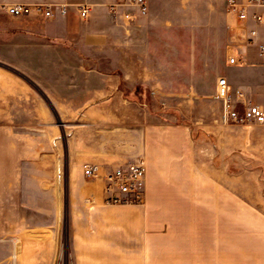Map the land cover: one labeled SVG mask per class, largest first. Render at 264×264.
Here are the masks:
<instances>
[{
	"label": "crops",
	"instance_id": "crops-1",
	"mask_svg": "<svg viewBox=\"0 0 264 264\" xmlns=\"http://www.w3.org/2000/svg\"><path fill=\"white\" fill-rule=\"evenodd\" d=\"M152 1L147 0L143 14L137 7H123L119 0H0V252L16 253L15 264H56L61 257L57 228L45 224L50 217L35 221L29 213L28 206L36 203L26 198L25 167L34 166L51 150L56 161L58 145L48 108L22 79L42 86L55 111L82 110L89 115V110L104 107L137 110L121 89L126 80L120 70L122 32L133 23L149 21ZM14 3L66 6L68 13L57 10L49 20L12 17L1 5ZM82 5L90 8L85 19L77 11ZM125 12L134 15L130 25L124 23ZM227 19L228 54L239 62H227L223 77L235 90L244 91L248 101L263 104L264 26L251 19L242 22L228 10ZM108 47L118 70L105 74L84 69L98 86L89 90L86 83L76 92L75 71L57 63L99 62ZM120 115L119 125H137L136 118ZM161 117L165 115L149 114L140 122L147 125L138 149L147 164L141 204L104 202L103 182L84 174L86 165L126 163L137 152L132 148L135 136L117 134L121 148L116 156L106 151L103 141L90 148L80 136L67 138L73 264H248L227 260L232 237L219 229L222 222L232 221L231 187L217 181V169L210 162L198 164L190 134ZM202 222L213 225L202 231ZM3 261L7 264V259Z\"/></svg>",
	"mask_w": 264,
	"mask_h": 264
},
{
	"label": "rangeland",
	"instance_id": "rangeland-1",
	"mask_svg": "<svg viewBox=\"0 0 264 264\" xmlns=\"http://www.w3.org/2000/svg\"><path fill=\"white\" fill-rule=\"evenodd\" d=\"M226 3L227 0H153L149 21L133 23L127 33L122 32L120 70L126 80L121 89L137 110L104 107L89 110V115L82 110L55 111L48 105L42 86L22 79L23 85L48 108L52 133H56V161L51 150L42 154L34 166L25 167L26 198L36 203L28 206L30 216L35 221L50 217L45 224L57 228L61 257L56 264L74 263L67 138L80 136L90 148L103 141L106 151L116 156L121 148L117 134L135 136L132 148L137 152L126 163L116 160V167L125 165L143 157L138 149L147 125L140 122L148 120L149 114L165 115L161 119L182 126L194 143L198 164L210 162L217 169V181L231 187L232 221L222 222L219 227L222 234L225 231L232 237L231 257L227 252V260L264 264V126L224 124L222 105L216 99L217 80L225 74L230 56ZM112 56V47H108L102 61L57 64L75 71L72 80L75 91L80 92L86 83L89 90L98 86L97 79L91 74L86 76L84 69L105 74L118 70ZM119 112L121 117L136 118L137 125H119ZM95 166L108 171L115 168L109 164ZM56 186L60 189H54ZM54 217L59 221L53 222ZM211 225L202 222V231ZM16 256L2 249L0 264L6 259L7 264H15Z\"/></svg>",
	"mask_w": 264,
	"mask_h": 264
},
{
	"label": "built area",
	"instance_id": "built-area-1",
	"mask_svg": "<svg viewBox=\"0 0 264 264\" xmlns=\"http://www.w3.org/2000/svg\"><path fill=\"white\" fill-rule=\"evenodd\" d=\"M123 7H137L143 14L148 11L147 0H119ZM2 10L12 17H43L53 19L57 10L61 15H67L66 6L57 7L50 4L14 3L1 5ZM227 10L238 20L246 22L249 19L258 25L264 26V0H227ZM78 14L85 19L90 11L86 5L79 6ZM134 15L128 12L123 14L126 25H130ZM254 33V31H252ZM264 51V47H261ZM229 65H237L236 56H230ZM216 99L221 102V121L224 124L261 125L264 126V103L254 104L246 99L244 91L235 90L225 77L217 80ZM147 164L144 157L117 166L109 171H103L93 165L84 167V174L89 178L100 179L103 182L104 202L109 204H141L146 195ZM88 201H91L89 199Z\"/></svg>",
	"mask_w": 264,
	"mask_h": 264
}]
</instances>
